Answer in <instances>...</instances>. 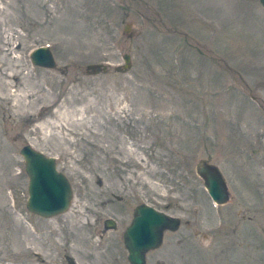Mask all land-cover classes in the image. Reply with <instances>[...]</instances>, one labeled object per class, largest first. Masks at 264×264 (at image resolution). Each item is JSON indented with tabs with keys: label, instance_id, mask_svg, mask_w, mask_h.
I'll return each mask as SVG.
<instances>
[{
	"label": "rangeland",
	"instance_id": "obj_1",
	"mask_svg": "<svg viewBox=\"0 0 264 264\" xmlns=\"http://www.w3.org/2000/svg\"><path fill=\"white\" fill-rule=\"evenodd\" d=\"M25 145L56 157L66 212L28 210ZM150 197L182 223L147 264H264L261 1L0 0V264H129L114 236Z\"/></svg>",
	"mask_w": 264,
	"mask_h": 264
},
{
	"label": "water",
	"instance_id": "obj_2",
	"mask_svg": "<svg viewBox=\"0 0 264 264\" xmlns=\"http://www.w3.org/2000/svg\"><path fill=\"white\" fill-rule=\"evenodd\" d=\"M264 6V0H260ZM32 62L37 66L55 68L57 63L52 50L47 46L34 49ZM125 69L130 66L131 56L125 54ZM97 65H93L95 68ZM104 70L107 66H103ZM29 176L27 208L30 212L53 217L66 212L73 199L70 180L58 169L55 156L45 155L31 145H25L21 151ZM197 172L204 181V186L217 204L227 202L231 195L221 169L207 160L198 163ZM180 226V219L150 207L146 204L137 207L132 224L125 235L129 260L132 264H146L145 254L150 249L159 247L163 242L165 229L175 230Z\"/></svg>",
	"mask_w": 264,
	"mask_h": 264
},
{
	"label": "flooded vegetation",
	"instance_id": "obj_3",
	"mask_svg": "<svg viewBox=\"0 0 264 264\" xmlns=\"http://www.w3.org/2000/svg\"><path fill=\"white\" fill-rule=\"evenodd\" d=\"M119 199H121V198H119ZM143 204H146V205H148L150 207H153L155 209L161 210V211L165 212L168 215L176 216L172 212H168L165 209H159L156 206V202H155L154 199H152V197L147 198V201H141V202H139L138 204H136L134 206L133 210L130 212L131 215H130V220H129L128 224L120 232V237H117L115 235L114 236L115 241H113L114 246H117L118 249L121 250L120 257L124 258V260H126L127 263H129V264H132V262L129 260V251H128L127 246H126L125 235H126V231H127L128 227L132 224V222L134 220L135 212H136L137 207L140 206V205H143ZM176 217H178V216H176ZM181 223H182V221L180 219V226H181ZM119 224H121V223L120 222L118 223V220L115 217H113L112 215H109V217H107L106 219L103 220V228H104L103 230L104 231L101 230V233L104 234L105 237H106V234L108 232H110V231H119L120 230ZM180 226L177 229H175V230H172L170 228L165 229V231H164V237H163V242H164V238H165L166 233L175 232V231H177L180 228ZM163 242H162V244L160 246L163 245ZM159 247L154 248V249H150L149 251L146 252V254H145L146 264L148 263V256H149L150 252L158 249ZM114 259H115V257H114Z\"/></svg>",
	"mask_w": 264,
	"mask_h": 264
}]
</instances>
